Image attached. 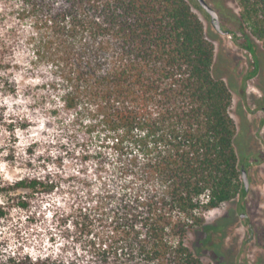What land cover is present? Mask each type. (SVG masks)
I'll use <instances>...</instances> for the list:
<instances>
[{"label": "trees", "instance_id": "16d2710c", "mask_svg": "<svg viewBox=\"0 0 264 264\" xmlns=\"http://www.w3.org/2000/svg\"><path fill=\"white\" fill-rule=\"evenodd\" d=\"M22 1V13L36 21L34 56L59 80L52 86L59 103L74 127L97 137L99 189L87 193L77 225L102 230L83 262L19 255L0 264H205L190 249V234L205 226L207 212L248 190L233 93L192 4ZM234 1L239 29H222L251 56L245 81L258 80L264 112V0ZM7 48L0 35V54ZM5 66L0 58V72ZM55 189L39 177L0 183L1 196L23 194V210L29 195ZM6 215L0 206V219Z\"/></svg>", "mask_w": 264, "mask_h": 264}, {"label": "rangeland", "instance_id": "374dc122", "mask_svg": "<svg viewBox=\"0 0 264 264\" xmlns=\"http://www.w3.org/2000/svg\"><path fill=\"white\" fill-rule=\"evenodd\" d=\"M187 1L215 45L217 73L232 90L236 147L249 181L245 196L205 214L206 224L190 234L189 247L205 264H264L262 92L257 79L245 81L251 56L232 36L213 28L197 0ZM206 2L224 30L238 31L240 9L234 0ZM25 7L22 0L0 1V35L8 46L0 54L6 64L0 72V183L8 187L23 177H39L56 189L51 195H29L27 210L18 207L21 192L0 195V206L7 208L0 219V260L29 255L83 262L93 235L102 230L88 229L82 221L77 225L87 193L99 189L98 140L86 128L74 127L73 116L59 103L61 94L52 89L59 83L54 69L34 56L36 21L22 13Z\"/></svg>", "mask_w": 264, "mask_h": 264}, {"label": "water", "instance_id": "95a60500", "mask_svg": "<svg viewBox=\"0 0 264 264\" xmlns=\"http://www.w3.org/2000/svg\"><path fill=\"white\" fill-rule=\"evenodd\" d=\"M199 5L206 11V13L210 16L211 19V25L213 28L219 33L223 35H227V32L222 29L221 22L219 19L218 12L212 8L206 0H197ZM242 177L244 180V185L246 187V190L249 189V181H248V175L246 170H242Z\"/></svg>", "mask_w": 264, "mask_h": 264}]
</instances>
